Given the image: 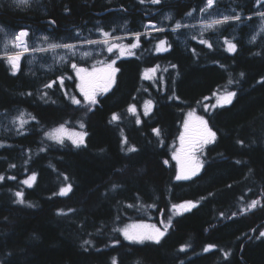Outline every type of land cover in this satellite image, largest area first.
Here are the masks:
<instances>
[{"label": "trees", "instance_id": "obj_1", "mask_svg": "<svg viewBox=\"0 0 264 264\" xmlns=\"http://www.w3.org/2000/svg\"><path fill=\"white\" fill-rule=\"evenodd\" d=\"M204 3L31 0L18 5L0 0V28L13 34L28 30L30 48L104 39L97 29L110 37L130 35L124 39L129 44L137 43L134 33L142 34L135 55L118 58L114 86L91 110L69 99L81 97L72 63L36 72L24 59L13 74L0 57V121L9 125L0 128V175L5 177L0 181V264H264V33L252 39L260 20L253 15L264 10V0H218L202 13ZM192 9L197 11L187 16ZM233 14L240 21L215 31L192 27ZM176 22L189 27L173 32ZM147 23L164 31L145 34ZM225 38L237 45L235 53L227 51ZM160 40L171 47L156 51ZM36 55L44 61L52 52ZM98 58L75 63L88 66ZM157 65L153 79H146L145 70ZM57 77L65 78L63 87ZM229 78L235 83L228 85ZM54 80L51 88L44 87ZM225 89L236 92L232 103L204 112L216 140L202 171L176 180L172 151L186 114L195 108L203 113L205 98ZM149 100L153 106L144 115ZM133 104L140 123L128 111ZM20 113L28 121L23 129L11 121ZM114 113L118 121L112 120ZM81 122L87 138L80 147L45 135ZM132 146L136 151H128ZM33 173L36 180L24 184ZM68 184L71 191L60 194ZM16 192L24 193L25 203L17 202ZM252 200L261 206L244 211ZM185 201L196 207L176 215L159 244L133 243L116 230L133 221L164 227L172 205ZM86 240L92 243L85 245ZM185 244L191 247L181 251ZM209 244L216 247L203 251Z\"/></svg>", "mask_w": 264, "mask_h": 264}, {"label": "snow or ice", "instance_id": "obj_2", "mask_svg": "<svg viewBox=\"0 0 264 264\" xmlns=\"http://www.w3.org/2000/svg\"><path fill=\"white\" fill-rule=\"evenodd\" d=\"M18 5H29L30 0H16ZM141 3H145V0H140ZM152 4H159L161 3V0H150ZM218 0H205L204 7L200 8L199 11L202 13H208L210 9H213ZM259 2V0H258ZM197 9H192L190 12L186 13L187 16H192L194 12H196ZM259 15L264 18V12L259 13ZM166 20H170L171 16H166ZM241 17L238 14L233 15H223L222 18H215L211 20H202L201 21V33L207 32V31H215L217 30V26L224 25L229 23L230 21H240ZM52 23H55L54 21ZM182 27H189V25H182L180 22H176L174 25L175 29H180ZM194 27V26H192ZM154 31L163 32L164 29L162 28H155L153 25ZM264 30V28H262ZM4 30L0 28V32H3ZM97 31L101 32L105 39L102 41L103 44L109 45L107 47L108 52H113L114 50H118L120 56L124 55H135V52L133 49L138 47L141 33H134L133 35L136 37L137 43H133L130 45H119V44H109L108 37L111 36L110 32H106L103 29H97ZM6 35V33H5ZM29 36V33L26 30H21L18 33H15L10 40H8V44H11L16 51L12 53L5 52L3 59L7 61V63L10 65L11 72L13 74H16L20 71V61L21 58L28 52H47L50 50H55L56 48H65L68 49L73 55L76 54L75 49L76 45L74 44H48L47 48H30L27 45V37ZM195 38V37H194ZM45 41H47L48 37H43ZM118 39V38H117ZM255 40V37L252 38ZM87 44H99L101 41H93V40H86L83 41ZM201 44H206L208 48H212V43H209L207 40H200ZM225 44L227 46V51L235 53L237 51V45L233 43L231 40H228L225 38ZM167 45V47H165ZM171 45L167 44L166 40H160L156 51H167L168 48H170ZM5 48H7V44H5ZM82 56L87 57L90 55L89 52H83L81 53ZM65 57H61V60H64ZM97 63L102 64L103 67L96 68V66H93V69L91 72H89L86 68H78L75 63L71 64V67L76 71L77 76L80 78V93L82 94V98L78 99L75 95H70L69 99L71 102L75 105H81L82 103L85 104L89 110H91L95 105L99 103L98 95H103L106 93L112 86V84L115 82V74L119 71L118 68H115L114 65L116 63L115 60H111L110 62L105 63L104 61H98ZM174 67V66H173ZM159 68V65H157L155 68L152 69H146L144 76L146 79H153V75ZM149 73H152L153 75H149ZM240 76L243 77L244 73L241 72ZM71 79V77H68ZM64 77H57V80L59 81V84L61 87H63L64 84ZM57 81H51L48 84H45V88H51L54 84H56ZM228 85H231L235 83L231 78L227 81ZM31 95V93H28ZM47 95V93H45ZM65 95H68L66 92ZM214 95L217 96V104L213 105V107L224 106L227 104H231L233 99L236 97V92L234 91H228L227 89L224 90L222 94L217 95L214 93ZM43 98V97H42ZM207 99V97L205 98ZM153 106L152 101H145L144 103V115H147L148 112L151 110V107ZM207 105L205 108L207 109ZM129 112L137 115V123H140L139 115L137 114V108L136 105H130ZM188 117L190 119H195V121L198 124V128L196 131V135L193 136L189 134V121L185 120L184 122V128L185 133H182L180 136V142H181V149L180 152H174L173 153V159H176L179 164V171L176 175V180H186L190 179L191 176H195L200 169L203 167V162L200 160L199 154H203L204 147L208 144L214 143L216 140V133L212 131L210 127H208V122L203 117H194V112H189ZM34 120L35 117H32ZM120 119L118 114H113L112 120L118 121ZM19 123V128L23 129L25 124L28 123V121L24 118V113H20L17 117L14 119V123ZM81 128L84 127V125L81 123ZM153 131L156 133L157 136L161 135V132L159 129H153ZM187 134V137H186ZM45 135L56 141L59 144H64L65 139H70L72 143L80 147L84 144V138L87 136V132H75L68 130L65 125H60L58 128L53 129L52 131L46 132ZM125 143H127V138L124 140ZM240 144H243V141H239ZM0 147H4L2 143H0ZM43 150V149H42ZM128 151H136L135 146H132L128 149ZM165 164L168 163L167 160L164 161ZM10 167H15V165H10ZM5 177L3 175H0V181L4 180ZM14 179V177L12 178ZM67 179V178H66ZM36 180V174L33 173L27 180L23 181L24 184H28L31 186V183ZM117 186L113 185V188L115 189ZM72 189V185L68 184L65 188H61L62 195H66L68 192H70ZM15 195L19 197L18 203H25L24 200V193L23 192H16ZM243 199V197L241 198ZM34 206V205H30ZM258 206H261L260 200H252L249 204L246 205L244 208V211H249L252 209L257 208ZM129 207H134L133 205H129ZM155 207V205H153ZM196 207V203L193 201H185L181 204H173L172 209L174 211H189L191 208ZM71 211V210H70ZM63 214V213H62ZM235 215V214H233ZM163 223V221H161ZM171 226V219L168 220V223L164 225L163 230L156 227L155 225L148 226L150 231H144L137 228V226L129 225L124 227L123 229H116L117 231L122 232L124 238L128 241H131L133 243H140L143 244L146 241H151L156 244H159L161 242V239L166 235L168 228ZM260 236H264V231L260 232ZM85 245L91 244V240H86L83 242ZM116 243H119V241H116ZM191 247L190 244H185L181 246V251H184L185 249ZM216 247V245L209 244L207 245L203 251L208 252L209 250ZM230 255V252H225L224 256L227 257ZM113 264H116V261H113Z\"/></svg>", "mask_w": 264, "mask_h": 264}, {"label": "rangeland", "instance_id": "obj_3", "mask_svg": "<svg viewBox=\"0 0 264 264\" xmlns=\"http://www.w3.org/2000/svg\"><path fill=\"white\" fill-rule=\"evenodd\" d=\"M14 1H16V0H14ZM30 2H31V0H30ZM262 12H264V10H262V11L256 13L255 15H253V16H257L258 18H260L258 27H257V29H256V31H255V33L253 35V37H255V40H257L264 33V30H262V28H264V18H262L259 15V13H262ZM166 16H171V18H172V14H170V13H167L165 15V17ZM220 18H222V17H220ZM153 25L155 26V28H159L157 26V24H155V23H147L146 24V27H145L146 31L144 33L145 34H148V33H156V32H159V31H154L153 30ZM192 26H197L201 30V22H198V23H196V24H194ZM2 29L4 31L1 32L2 37H1V41H0V47L2 48L3 52L4 53L5 52L12 53V52L16 51L17 49H15L11 44H8L7 43L8 40H10L14 34L13 33H10L8 30H5L4 28H2ZM170 30H172L173 32H175L178 29H175L174 30V27H173ZM26 31L28 32V30H26ZM5 33H6V35H5ZM130 37H131L130 35H125V36H120V37H110V38H108V40H109V44L115 43V44H119V45H130L129 43H127L126 41H124V39H128ZM104 39L96 40V41H101V43H99V44H87V43L74 44V45H76V49H75L76 54L75 55H73L68 49H65V48H56L54 51L53 50H50V51H48V52H52V55H51L50 59L44 60V61L38 58V56L36 55V52H28V53H26L21 58L20 65L22 64L23 60L26 59V62L31 66L30 68L37 72L38 70H43V71L54 70L57 67H61V66L65 65V64L75 63L76 61H88V60H93L95 57H101V58L96 59L94 62H92L91 65H88V66L77 65L78 68H81V67L82 68H86V69L89 70V72H91L94 65L96 66V68L103 67L102 64L97 63L98 61H104L105 63H107V62H110L111 60H115L116 63H117V60L120 57L118 50H114L113 52H108L107 51V47L109 45H105V44L102 43V41ZM5 44H7V48H5ZM27 45L29 46L28 39H27ZM133 51H134V49H133ZM83 52H89L90 55L87 56V57H84V56L81 55V53H83ZM110 54L112 55L111 56L112 58L110 57ZM3 56H4V54L0 55V57H3ZM102 56H104V58ZM106 56L110 60H107L105 58ZM126 56H130V55H126ZM61 57H65V59L64 60H61ZM116 63L114 65L115 68H117V64ZM74 72H75V75H76V78H77V82H78V87H77L78 88V93L81 96L80 98H82V94L80 93V89H79V85H80L81 81H80L79 76H77L75 70H74ZM116 75H117V73L115 74V78H114L115 79V82H116ZM149 75H153V74L152 73H149ZM115 82L112 84L111 88L114 86ZM109 90L106 93H108ZM223 92L224 91L216 92V94L219 95V94H222ZM106 93H104V94H106ZM80 98H78V99H80ZM216 104H217V96L214 95V94H212L211 96L207 97V99H205L202 102L201 106H200L202 108V110H203V113H201L198 110V108L191 109V110L188 111V113L189 112H194V117H203L208 122V119L205 116L204 112L212 111L216 107H219V105H217L216 107H213V105H216ZM206 105L208 106L207 109L205 108ZM143 109H144V107H143ZM188 113L186 114V117H185V119L183 121L182 130H181V132H180L177 140L174 142L175 145H174V148H173V151H172V157H173V153L174 152H177V153L180 152V149H181L180 136H181L182 133H185V128H184V122H185V120H188L189 121V134H191L193 136L196 135V131H197V128H198V124H197V122L195 121L194 118L193 119H190L188 117ZM14 119L15 118H12L11 121H14ZM81 123L84 125V122H81ZM81 123H79V125H77L75 127H70V126H68L66 124H64V125L70 131L85 132V129H84L85 127H83V128L80 127ZM8 126L9 125L7 123H5L3 121H0V128H7ZM58 127H56V128H58ZM208 127L211 128V126L209 125V123H208ZM212 131H214V130L212 129ZM186 137H187V134H186ZM86 138H87V136L84 138V143L86 141ZM65 140L71 141L70 139H67V138ZM211 144H208V145H206L204 147V150H203V154L202 155L199 154V153L197 154L199 156L200 160L203 162V166H204V158L206 156L207 149H208V147ZM173 160L176 163L177 173H178V171H179V164H178V162H177L176 159H173ZM202 169H203V167L200 169V171L195 176H191L190 179H192V178L196 177L198 174H200V172L202 171ZM186 180H189V179H186ZM181 213H182V211H178V210L177 211H174L172 209L171 213L167 216V219L165 220L164 225L168 223V220L169 219H171V223H172L173 218L176 215L181 214ZM129 225L137 226L138 229L144 230V231H150V229L148 228V226H151V225H155L156 227L160 228L161 230H163V228H164L163 226H160V225H158L156 223L147 222V221H133V222L128 223L124 227L129 226ZM146 242H151V241H146Z\"/></svg>", "mask_w": 264, "mask_h": 264}]
</instances>
